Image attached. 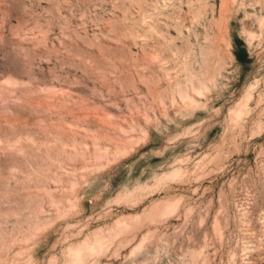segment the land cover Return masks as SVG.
<instances>
[{"label":"rangeland","instance_id":"obj_1","mask_svg":"<svg viewBox=\"0 0 264 264\" xmlns=\"http://www.w3.org/2000/svg\"><path fill=\"white\" fill-rule=\"evenodd\" d=\"M0 264H264V0H0Z\"/></svg>","mask_w":264,"mask_h":264},{"label":"bare ground","instance_id":"obj_2","mask_svg":"<svg viewBox=\"0 0 264 264\" xmlns=\"http://www.w3.org/2000/svg\"><path fill=\"white\" fill-rule=\"evenodd\" d=\"M74 247H75V246H74ZM74 247H73V248H74Z\"/></svg>","mask_w":264,"mask_h":264}]
</instances>
